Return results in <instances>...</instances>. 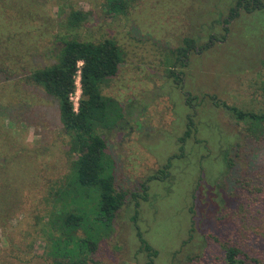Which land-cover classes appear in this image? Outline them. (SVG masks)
<instances>
[{"label":"rangeland","instance_id":"obj_1","mask_svg":"<svg viewBox=\"0 0 264 264\" xmlns=\"http://www.w3.org/2000/svg\"><path fill=\"white\" fill-rule=\"evenodd\" d=\"M7 1L0 2V168L8 178L0 186V248L10 256L3 264H53L42 227L76 155L58 101L25 77L56 62L69 37L115 39L123 53L118 74L101 87L112 104L108 120L123 118L100 133L127 201L87 264H145L139 233L158 249L156 264H225L228 242L264 260V198L252 203L264 197V134L253 137L211 100L264 110V9L226 24L238 0H132L118 15L107 0ZM73 10L88 14L75 30L67 22ZM189 39L196 49L181 60ZM190 118L195 128L181 150ZM168 162L163 180H149Z\"/></svg>","mask_w":264,"mask_h":264},{"label":"trees","instance_id":"obj_2","mask_svg":"<svg viewBox=\"0 0 264 264\" xmlns=\"http://www.w3.org/2000/svg\"><path fill=\"white\" fill-rule=\"evenodd\" d=\"M0 2H4L6 6L8 4L7 0H0ZM131 5L132 0H107L106 3L107 9L115 15L126 13ZM3 8L0 6V11ZM263 9L264 0H238L236 5L230 8L224 22L230 23L238 18L242 11L252 13ZM87 19L86 12L73 10L67 22L70 28L75 30ZM10 22L13 24V20H6V23ZM215 37L212 36L209 43L201 45V50L211 48ZM196 45V39L184 42V45L178 49L181 60L186 59L189 52L196 49ZM122 60V49L115 39L85 41L78 37H69L65 38L56 62L33 69L25 77L28 81L42 87L47 94L58 101L60 119L69 136V152L76 155L66 185L62 190L57 191L45 226L42 227L47 236L45 254L53 259V264H87L92 260L104 234L110 232L118 212L126 204L127 192L116 188L111 160L107 154L108 144L100 133L101 129L110 130L117 127L123 118L108 120V108L112 104L101 91L105 80L118 74ZM181 63L185 64L183 61ZM79 71L81 97L79 108L75 110L72 95L77 90L76 81ZM6 74L8 73L4 75ZM172 74L180 79L174 71ZM211 98L215 106L229 112L237 119V122H245L248 125L247 133L257 139L264 134V110L244 109L229 104L215 95H211ZM113 102L121 108L115 100ZM193 128L195 125L190 118L187 130L179 139L181 150L191 137ZM226 161L227 166L231 167L230 159L226 158ZM169 167L170 162L149 180H163L168 175ZM6 180L8 181V178L5 177L4 170L0 168V186ZM143 187V197L146 198L149 187L146 183ZM85 196L91 198L85 200ZM257 197L252 200V203L255 204L257 199L262 203L264 197ZM136 204L139 207V203L136 202ZM136 212L138 213L137 209ZM90 215H92V221H90ZM136 215L134 220L137 219ZM246 215L248 214H245V217ZM262 218L264 219V214ZM88 221L91 222L90 230L86 236H82L79 232L86 227ZM93 230H97L98 233L94 235ZM139 238L141 249L146 253L145 264H156L158 249L153 247L141 233ZM223 249L225 264H264L263 259L250 255L238 245L228 242ZM3 256L10 257L4 255L0 248V264H3Z\"/></svg>","mask_w":264,"mask_h":264},{"label":"built area","instance_id":"obj_3","mask_svg":"<svg viewBox=\"0 0 264 264\" xmlns=\"http://www.w3.org/2000/svg\"><path fill=\"white\" fill-rule=\"evenodd\" d=\"M77 88L80 87V90H81V84H80V71L78 72V76H77ZM80 90H76V92L74 93V95L78 96V94L80 93ZM74 95H72V99L74 101ZM80 97H81V94H80ZM80 97H77V104L74 102L75 104V110H78L79 108V100H80Z\"/></svg>","mask_w":264,"mask_h":264}]
</instances>
